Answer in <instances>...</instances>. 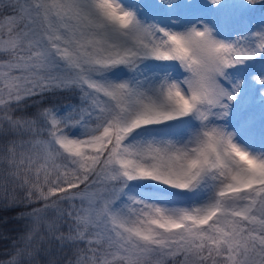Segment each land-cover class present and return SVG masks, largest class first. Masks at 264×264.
<instances>
[{
  "label": "snow or ice",
  "instance_id": "obj_1",
  "mask_svg": "<svg viewBox=\"0 0 264 264\" xmlns=\"http://www.w3.org/2000/svg\"><path fill=\"white\" fill-rule=\"evenodd\" d=\"M258 5L0 0V264H264Z\"/></svg>",
  "mask_w": 264,
  "mask_h": 264
},
{
  "label": "trees",
  "instance_id": "obj_2",
  "mask_svg": "<svg viewBox=\"0 0 264 264\" xmlns=\"http://www.w3.org/2000/svg\"><path fill=\"white\" fill-rule=\"evenodd\" d=\"M2 58L3 57H0V59ZM77 102H78L77 97L68 92H58L56 95L47 96L44 100L45 106L50 105V104H55L61 110L66 105L77 103ZM24 111H26L27 113L34 112L35 107L34 106L29 107L25 109ZM20 114H21L20 112L15 113V115H20ZM4 143H5V137L0 136V152H2L3 150ZM8 186L10 187V192L3 193V190H0V199H3L6 195L11 197L12 195L16 194L14 192L13 184L9 183ZM62 206L65 208L68 207L67 204H64ZM77 206H79V202H77ZM4 215H5V219L8 221V225L6 229L8 233V239L0 240V252H3L7 247H9L11 244V241L19 240L20 236L24 234L25 225L27 223L21 216L17 215L16 211H10L8 213H5ZM59 223L61 225V231H63L64 233H67V230H68L67 223L65 221H59ZM51 252L54 256L60 259L72 256V250L69 247L65 246L63 250H60L58 243H53L51 245ZM45 258L46 257H44V254L41 253L40 264H43V260Z\"/></svg>",
  "mask_w": 264,
  "mask_h": 264
},
{
  "label": "rangeland",
  "instance_id": "obj_3",
  "mask_svg": "<svg viewBox=\"0 0 264 264\" xmlns=\"http://www.w3.org/2000/svg\"><path fill=\"white\" fill-rule=\"evenodd\" d=\"M262 15H264V9H261L260 6L258 5L256 12L252 14V23L254 25H258ZM2 169H3V164H0V170ZM0 190H3V193H9L10 187L7 185V191L5 192L2 182H0Z\"/></svg>",
  "mask_w": 264,
  "mask_h": 264
}]
</instances>
